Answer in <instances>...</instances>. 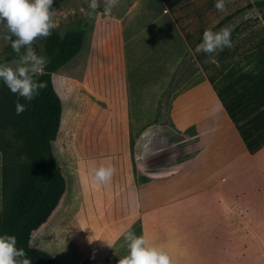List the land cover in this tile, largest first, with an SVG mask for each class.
Returning a JSON list of instances; mask_svg holds the SVG:
<instances>
[{
    "label": "rangeland",
    "instance_id": "rangeland-1",
    "mask_svg": "<svg viewBox=\"0 0 264 264\" xmlns=\"http://www.w3.org/2000/svg\"><path fill=\"white\" fill-rule=\"evenodd\" d=\"M132 2L119 0L100 22L91 20L93 29H100L97 36L91 30L77 54L52 75L65 97V118L57 135L60 164L75 173L76 184L67 182L53 217L55 228L42 236V246L57 254L59 264H119L128 254L124 234L131 231L145 234L171 256L177 247L197 253L190 255L189 264H208L195 259L207 246L243 249L244 264H251L246 259L255 247L259 264H264V206L251 204L253 196L257 204L264 201L261 178L231 176L226 190L220 181L224 176L213 173L220 162L209 156L214 146L207 144L204 151L203 129L196 125L203 120L201 113L187 111L170 93H159L167 89L156 86V65L142 63L141 78L114 88L119 79L113 62L110 67L97 58L114 49L108 17L122 18ZM103 7L100 0L97 11L103 13ZM52 8L57 25L52 33L61 36L67 27L74 31L90 11L88 0H56ZM3 30L0 25V63L14 67L19 57L9 58L10 41ZM48 37L34 41L37 55L47 58ZM5 137L12 139L9 132ZM9 148L0 147V217L28 164L26 155ZM108 163L115 168L111 181L106 186L94 182L90 169ZM243 187L250 199L239 208L235 197ZM172 212L179 218H171ZM217 259L212 264H224Z\"/></svg>",
    "mask_w": 264,
    "mask_h": 264
},
{
    "label": "crops",
    "instance_id": "crops-1",
    "mask_svg": "<svg viewBox=\"0 0 264 264\" xmlns=\"http://www.w3.org/2000/svg\"><path fill=\"white\" fill-rule=\"evenodd\" d=\"M254 1L225 0L226 10L220 12L216 0H133L122 18L108 17V37H113L114 49L106 57L95 54L107 66L113 62L119 79L114 88L131 86L132 79L141 78L142 63L156 65V86L167 89L159 93H170L187 111L201 113L203 120L196 125L203 129L204 151H208L207 144L214 146L209 156L220 162L213 173L224 176L220 181L226 190L231 176L245 174L261 178L264 188V19ZM102 14L96 10L90 18L84 15L74 31L64 30L63 37L80 32L84 45L91 30L97 36L100 29H93L91 20L100 22ZM224 27L231 29L232 47L210 54L213 63L196 46L206 29L215 32ZM236 180L238 186V177ZM249 199L244 187L237 188L236 207H243ZM251 201L252 207L264 206L263 198L259 204L254 196ZM171 218L179 216L172 212ZM258 250L253 247L248 253L251 258L246 260L251 264H259ZM193 254L177 247L171 258L174 264H189ZM198 256L196 260L208 264L216 256L224 264L245 262L243 249L233 247L207 246L202 257Z\"/></svg>",
    "mask_w": 264,
    "mask_h": 264
},
{
    "label": "trees",
    "instance_id": "trees-1",
    "mask_svg": "<svg viewBox=\"0 0 264 264\" xmlns=\"http://www.w3.org/2000/svg\"><path fill=\"white\" fill-rule=\"evenodd\" d=\"M55 2L53 0L52 7ZM254 3L264 19V0ZM3 33L7 35L5 28ZM82 44L80 32H70L64 37L53 32L47 38L48 62L44 73L38 77L46 87L30 102L19 98V102L26 105L19 115L16 114V94L0 81V147L11 146L8 150L15 148L18 154L28 157V164L21 171L0 217V234L15 235L16 246L25 250L31 264H59L57 254L42 246L40 240L45 232L55 228L53 217L66 196L67 182L69 186H75L76 182L75 173L60 164L62 150L58 147L57 135H60L65 118V97L59 84L55 88L52 75L77 54ZM8 55L9 58L18 57L11 46ZM7 132L12 139L5 137Z\"/></svg>",
    "mask_w": 264,
    "mask_h": 264
},
{
    "label": "clouds",
    "instance_id": "clouds-1",
    "mask_svg": "<svg viewBox=\"0 0 264 264\" xmlns=\"http://www.w3.org/2000/svg\"><path fill=\"white\" fill-rule=\"evenodd\" d=\"M118 3L119 0H103V13L111 14ZM52 5L53 0H0V25L6 29L5 38L10 41L12 50L19 57L14 67L0 63V81L16 94L17 115L26 107L19 102L20 97L30 102L46 87L38 77L44 73L48 61L46 57L37 55L33 43L38 37L50 36L52 30L57 27L54 22L55 9ZM99 5L100 0H88L90 11L85 15L90 18ZM215 8L224 12L225 0H216ZM225 47H232L229 27L215 32L206 29L201 43L196 46V51L209 54L208 59L214 63L215 58L210 54H218ZM114 172L115 168L111 163L100 164L90 169L92 180L105 186L111 181ZM124 239L128 242V254L120 259L119 264H174L169 252L163 246L151 243L145 234L137 236L129 231L124 234ZM16 245L15 235L0 234V264H31L25 250Z\"/></svg>",
    "mask_w": 264,
    "mask_h": 264
},
{
    "label": "water",
    "instance_id": "water-1",
    "mask_svg": "<svg viewBox=\"0 0 264 264\" xmlns=\"http://www.w3.org/2000/svg\"><path fill=\"white\" fill-rule=\"evenodd\" d=\"M54 142V141H53Z\"/></svg>",
    "mask_w": 264,
    "mask_h": 264
}]
</instances>
